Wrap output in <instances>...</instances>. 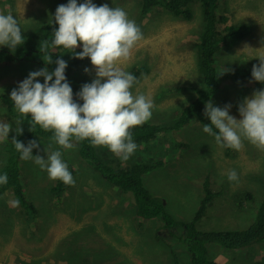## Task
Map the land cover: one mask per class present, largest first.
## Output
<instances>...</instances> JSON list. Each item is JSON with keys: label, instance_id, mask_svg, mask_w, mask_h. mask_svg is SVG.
Listing matches in <instances>:
<instances>
[{"label": "rangeland", "instance_id": "obj_1", "mask_svg": "<svg viewBox=\"0 0 264 264\" xmlns=\"http://www.w3.org/2000/svg\"><path fill=\"white\" fill-rule=\"evenodd\" d=\"M105 3L125 10L141 29L142 39L135 44L130 58L119 66L127 72L133 67L142 70L132 91L153 100L155 108L148 121H171L194 96L192 91H181L177 86L202 84L196 46L203 25L200 5H193V17L189 20L175 17L161 6L140 20L138 0H98L96 4ZM58 6L59 0H0V12L11 13L18 19L22 35L55 18ZM219 11L228 16L229 24H246L250 30L234 45L218 51V69L225 70L227 65L237 69L258 65V56L264 55V0H220ZM44 68L26 61L0 68V94L11 93L30 72ZM85 68L90 71L85 72ZM72 75L74 99L80 103L77 94L82 85L96 78L90 58ZM44 79L37 77L41 83ZM257 90H264V86L226 80L210 101L221 108L230 104L229 114L242 119L239 105ZM204 116L210 119L205 109ZM19 118V111L10 114L0 99V120L11 124L9 134L17 128ZM214 139L195 120L180 130L160 133L151 143L138 147V152L127 161L113 153L112 158L122 168L130 161L165 160L164 166L146 173L143 179L177 220L189 221L194 217L204 182L209 179L211 189L221 194L198 223L199 230L246 229L264 196V151L244 140L240 151L231 149L228 155ZM5 140L0 141V168L5 161ZM33 140L40 145L32 150L34 156L47 159L45 148L49 152L61 151L63 161L75 170V185L56 195L51 188L57 180L49 179L47 171L34 160L20 156L24 196L35 212L29 213L10 191L0 197V264H191L187 244L180 237L181 229H169L175 234L170 237L160 219L142 220L134 209L133 193L112 185L83 161L76 141L73 140V149L66 150L54 140ZM232 170L238 174L237 181L228 179ZM244 198L245 203L241 204ZM210 255L222 264H264V239L247 248L214 244L210 246Z\"/></svg>", "mask_w": 264, "mask_h": 264}, {"label": "clouds", "instance_id": "obj_2", "mask_svg": "<svg viewBox=\"0 0 264 264\" xmlns=\"http://www.w3.org/2000/svg\"><path fill=\"white\" fill-rule=\"evenodd\" d=\"M55 23L59 27L54 30L51 46H63L76 58H90L96 69V78L82 85L77 95L83 103H78L65 75L68 64L62 58L57 59L55 63L58 66L54 72H49L47 68L32 71L18 88L12 90L10 98L15 108L24 116L31 115L32 131L36 125L45 131H53L52 139L63 149H73V139L89 140L92 146H106L122 161H127L138 148L131 129L150 120L155 108L150 97L133 94L137 78L119 66L121 61L130 58L135 44L142 39L141 29L122 8H112L107 3L97 6L93 0L79 4L77 0H69L67 4H60L55 12ZM23 43L18 19L11 13L0 12V46L15 49ZM81 43L83 50L77 51ZM49 46L48 41L40 43V51L47 54ZM258 57L260 63L253 65L252 78L264 83V55ZM44 60L48 64L53 62L50 55ZM89 71L85 68V72ZM37 77H44V82H39ZM230 108V104L221 108L211 101L207 102L205 115L210 117V125L219 131L218 134L213 132L209 124H205L203 131L213 135L217 144L236 151L243 148L244 140L264 151V90L255 91L252 97H246L239 105L242 119L230 115ZM11 127V124L0 120V141L9 137ZM16 132L22 134L23 128L19 127ZM12 143L21 153V159L34 160L42 170L47 171L49 179L75 185L61 151L49 152L45 148V159L32 154V150L40 146L36 140L29 141L27 146L16 138L12 139ZM228 179H239L235 170L228 173ZM7 182L8 174H0V185ZM165 229L171 237L170 231ZM183 234L184 229H181L180 236ZM211 245L214 244H210L209 249Z\"/></svg>", "mask_w": 264, "mask_h": 264}, {"label": "trees", "instance_id": "obj_3", "mask_svg": "<svg viewBox=\"0 0 264 264\" xmlns=\"http://www.w3.org/2000/svg\"><path fill=\"white\" fill-rule=\"evenodd\" d=\"M98 0H93L97 3ZM122 1V0H119ZM139 1V17L140 20L146 13L156 7H163L168 13L175 17L184 19H192L193 5L199 4L202 29L197 43V67L202 77V84L199 86H177L181 91H192L194 96L190 97L176 112L175 117L168 122H145L143 125L136 126L131 129L134 142L140 147L142 144L151 143L162 132H172L180 130L191 122L198 120L200 124L205 126L209 124L213 128V132L218 134V129L211 124V120L204 116L206 103L210 101L224 81L229 80L236 84L245 82H253L264 86V83L255 81L252 78V69H237V66L227 65L223 74L217 67L216 54L224 47L234 45L238 40L242 39L250 30V26L246 24H229L228 16L219 11L220 0H138ZM69 0H59L60 4H67ZM78 4L85 0H77ZM223 25L221 28L220 26ZM59 25L55 23V18L42 25L33 28L24 37V43L18 45L15 49L8 46L0 48V68L8 67L21 61L31 62L42 67L48 68L49 72H54L58 66L55 61L64 59L68 67L65 69L67 81L71 87H75V80H72L74 70L85 61L84 59L76 58L68 49L51 46V41L54 39V30ZM49 42L47 54L40 51V43ZM82 43L77 48V51H82ZM50 55L53 59L51 64L46 63L44 59ZM44 58V59H43ZM136 78L142 73L140 68L133 67L130 72ZM55 77H53V81ZM79 91H75V94ZM11 93L0 94L1 101L6 105L7 111L14 114L17 110L14 102L10 98ZM82 104L83 101L80 100ZM19 123L15 131L9 134L5 140V161L0 168V174H8L7 184L0 185V197L10 191L14 197L26 207L31 214L35 212V207L30 204L24 196V179L19 164L21 153L16 151L12 139L23 142L25 146L34 138H45L53 140V131H45L39 125L31 130V115L24 116L19 113ZM22 127L23 133L17 134L16 130ZM74 140V139H73ZM75 141V140H74ZM78 143V153L83 161L88 163L93 169L98 170L105 179L112 185L117 186L124 192H132L133 200L136 206V213L139 217L145 219L159 218L162 227L172 229L175 226L184 229V234L180 236L186 242L187 252L190 254L191 264H221L210 255V244L220 245L226 248H247L264 239V196L260 205L257 206L255 215L251 224L246 229H225V230H199L198 222L206 216L210 204L221 194L218 191L211 189L209 179L204 182L203 196L199 206L195 211L194 217L190 221L177 220L165 208L162 198L154 196L144 183L143 176L159 166H164L165 160L148 158L141 161H130L129 164L122 168L119 164H115L112 158L111 151L103 149L101 146H92L89 140L76 141ZM56 143V142H55ZM58 145V144H57ZM59 146V145H58ZM61 148V146H59ZM226 153L231 154V148L225 147ZM138 152V149L136 150ZM114 154V153H113ZM112 159V160H111ZM136 159V158H135ZM69 171L74 176L75 170L68 166ZM70 185H65L62 181L57 180V183L51 188L56 195L64 192ZM249 199H253L251 193L247 194ZM241 204L245 203L241 199ZM170 231V230H169ZM174 236L175 234L170 231ZM86 264V263H83ZM175 264H180L176 261Z\"/></svg>", "mask_w": 264, "mask_h": 264}, {"label": "bare ground", "instance_id": "obj_4", "mask_svg": "<svg viewBox=\"0 0 264 264\" xmlns=\"http://www.w3.org/2000/svg\"><path fill=\"white\" fill-rule=\"evenodd\" d=\"M185 127V126H184ZM215 140V139H214ZM215 142H216V140H215Z\"/></svg>", "mask_w": 264, "mask_h": 264}]
</instances>
